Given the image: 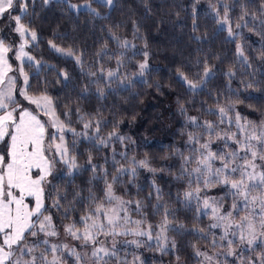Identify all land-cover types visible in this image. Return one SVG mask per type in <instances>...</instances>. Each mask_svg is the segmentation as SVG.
I'll use <instances>...</instances> for the list:
<instances>
[{"label":"snow or ice","instance_id":"1","mask_svg":"<svg viewBox=\"0 0 264 264\" xmlns=\"http://www.w3.org/2000/svg\"><path fill=\"white\" fill-rule=\"evenodd\" d=\"M42 5L47 7L53 0H41ZM61 5H66L69 10L81 9L91 13L93 17H100V13L96 8L92 7L95 3L98 7H106L111 11L115 7V0H89L84 5H74L71 0H57ZM34 4L35 0H0V20L5 18L7 14L8 27L20 37L18 47L15 44L5 42V38L0 36V264H64V258L60 254V246L51 244L48 239H40L41 236L51 237L58 236L59 232L56 225L53 223L51 208H56L60 211L61 207L68 202L74 204L78 202L82 196V190L77 189L71 193L72 200L69 201V192L67 187L70 186L77 173L84 166L78 164L80 153L79 146H84L87 152V168L86 171H91L92 180H97L102 175L105 180V196L109 204L113 200L117 201L118 206L105 208L104 201L101 200L95 209L89 210L80 217L77 221H73L64 226V232L75 240L82 241L78 246L69 248L68 245H63L68 249L69 254L75 257L76 264H112V258L116 257L115 243L113 248L109 249L104 246L105 241L97 239V233L105 236H116L121 233L116 229L121 227L119 220L128 221L126 209L124 208L125 201L113 195V183L117 182L120 176L129 174L135 177L137 174V161L133 157L130 161L132 164L131 171L126 169L120 160L116 159L117 153L115 148H112V163L120 165L116 168V175L112 177L113 183H108V171L103 165L94 163L93 152H101L117 142L125 144L130 138L120 134L119 122L111 123L104 115L102 109H97L94 113L80 115L81 109L77 108V122L82 125V131H76L71 125V116L73 109L71 101L66 102L65 111L62 115L65 120H61L56 114L53 106V101L47 95L46 90L41 91L38 87L37 92L40 95H29L32 91V84L29 74L25 68H31L34 57L25 52V46L28 44V37L33 41L37 40L38 34L33 27L31 16L34 13L29 12V4ZM198 3V0H197ZM255 5V0H235V4L230 7L228 4H223L220 7L223 10L224 20L217 23H227L230 19L229 13L236 6L240 9L239 19L245 21L243 24H237V28L248 27L247 18L251 15L252 20H257L260 25L264 26V0H259V7L250 12L249 6ZM216 8V5H211ZM18 9V12H17ZM220 12L217 10L216 15ZM179 16V13H177ZM198 12L195 4L192 12V25L190 41L203 45L210 38L207 34H198L199 25L197 23ZM107 18V17H103ZM162 23V21H161ZM119 27V26H117ZM134 35L139 32V25L133 22ZM112 42H115L118 48L127 50L129 42L120 37L111 28L108 29ZM250 31H255L251 28ZM3 29H0V33ZM229 37H233L235 33L232 28L228 29ZM264 37V33L261 34ZM49 45L57 53L62 55H73V50H64L58 47L52 40ZM134 47V46H133ZM147 48V44H145ZM201 49H197L199 53ZM12 55H9V54ZM237 57H243L240 63L251 68L252 63L249 62V57L244 54L241 45H236ZM137 53H133L136 55ZM144 60L139 63V72L137 75L143 77L149 69V52L145 50L143 53ZM100 69L98 71H89L88 75L94 77L89 83H96L97 98L103 100L108 93L99 85L106 82V86H110L117 77V72L105 69L102 60L108 56L107 42L96 53ZM125 55L124 51L116 54L115 58L117 66H122V59ZM12 56L19 62L16 68L18 75L13 73V65L10 63ZM219 59V57H217ZM260 62V67L264 68V45L259 49L256 58ZM27 61V62H26ZM76 62L83 66L84 61L81 56H76ZM37 64V74L40 71V62ZM195 72L189 74L185 71V66H180L177 69L176 81L181 87L185 88L186 93L190 95V99L180 102L178 98V111L181 116L185 117V130L188 132L187 144L191 145V154L182 157V175L180 178L189 179V190L183 194L184 207L191 206L193 200L197 203L196 223L200 217L208 215L207 211L200 210V201L203 199L204 209L211 208L213 223L206 229H200L194 224L192 229L186 228L184 223L176 222L174 212L170 211L167 204L160 205L157 203L153 207L156 212L163 207L162 222L158 225L160 232L155 234L157 250L163 255H168L172 251L178 252V246L175 239L169 242L167 233L172 232L180 235L182 232H203L199 239L207 242L208 236L213 237L210 247L223 248L227 247L228 251L224 253L225 259L232 257L229 264H264V114L258 122L247 121L241 123L243 118L238 112L235 117L237 131H232L231 113L236 111L234 105L240 101L237 98L235 101L231 99L234 93L225 96L222 93L209 89V85L217 75L218 69L212 65L207 57L203 60L199 55L190 62ZM64 80H68L67 73H62ZM229 82H231L236 73L229 67L224 73ZM23 78V84H20V78ZM124 81H128L125 86ZM131 81L127 76L121 80V87L125 90L131 86ZM142 83L146 81H141ZM157 90H160L161 85L156 84ZM245 88H256L255 82H249L244 85ZM88 87L77 97L78 100L87 98ZM205 96L207 99L201 100L199 110L208 116H216L218 113V122L214 120H201L198 116L188 115V104L193 108L197 106L196 98ZM23 97L29 104L35 105L36 110L42 112L48 117L47 121H42L35 110L30 111L23 105L20 100ZM247 99H256L248 97ZM209 105L207 108L205 105ZM252 107L251 105H249ZM87 115V120H85ZM225 118H228L229 127L225 130L222 125L225 123ZM111 123V131L104 134V130ZM49 128L55 131H49ZM72 131L73 140L71 144L66 142V131ZM205 136L207 140H205ZM243 136V138H241ZM213 137L223 141L224 148L229 151H214L211 148ZM231 140L236 148H233L228 141ZM196 145H199L197 148ZM243 152V155L239 153ZM125 161H127V153H119ZM219 161L218 164L215 162ZM260 161L261 163H257ZM108 163V157L105 154L104 164ZM195 164V167L191 165ZM59 165H64L67 168V176L72 178L68 185L64 186L65 190L61 191V186L53 183L59 178H63L65 173L58 169ZM142 167L147 166L146 160L139 161ZM155 171V169H150ZM196 175L197 186L194 191L191 190V178ZM51 177V179H49ZM203 180V186L222 185L225 189L226 196H231L232 211L227 209L221 213V202L225 197L219 199L202 198L200 196L201 187L200 181ZM153 188L156 193L157 201L162 199V193L158 186L153 183ZM88 199L95 197L89 190ZM151 196V193L149 194ZM180 194H177V200H180ZM51 200L49 205L47 202ZM127 203H131L128 201ZM137 210L143 208L141 201H136ZM74 210L72 207H65L62 214V219L67 220L69 213ZM124 211L125 215L121 216ZM244 211V215L240 212ZM48 213V214H46ZM238 220V222H237ZM107 221V225L105 224ZM137 225L141 221L133 222ZM174 225V226H172ZM110 226L111 231H106V227ZM135 231L133 234L137 236H147L148 240L153 239V231ZM83 229L82 231L80 229ZM213 229H222L223 234L212 231ZM127 235V232L123 233ZM29 237L33 239H29ZM217 238L222 242L217 244ZM130 243L140 247L143 241L133 240ZM50 245V247H49ZM151 247V244L148 245ZM79 247L83 252L76 251ZM194 255L203 257V260H198L197 264H213L214 261H219V254L209 255L201 251L193 245ZM51 256V259H49ZM107 258V259H106ZM139 259V257H135ZM181 257L176 255V262L179 264ZM116 264H128L127 261L120 262L117 258Z\"/></svg>","mask_w":264,"mask_h":264},{"label":"trees","instance_id":"2","mask_svg":"<svg viewBox=\"0 0 264 264\" xmlns=\"http://www.w3.org/2000/svg\"><path fill=\"white\" fill-rule=\"evenodd\" d=\"M194 4L198 12V34L203 35L206 33L210 38L203 45L194 43L189 39L192 35L191 25ZM213 4L216 5V8L211 7ZM223 4L232 7L235 0H198V3L197 0H115V7L111 11L106 7H98L93 3L100 13V17H93L87 11H69L66 5L59 4L57 0L47 7L42 5L41 0H35L34 4H29V12L34 13L31 16L32 24L38 34L36 51L32 52L30 50V53L36 61L40 62L38 74L37 68L33 66L27 69L32 84V91L29 94L40 95L41 93L37 92L38 87L41 91L46 90L47 95L53 101L56 114L62 121L66 119L62 115L67 111L65 104L71 101V108L73 109L71 125L74 128L82 127L77 122L75 111L77 108L81 109L80 115L94 113L99 108L102 109L103 115L111 123L119 122L120 134L130 139L126 140L125 144L117 142L99 153L93 152V162L107 168V181L113 183L112 177L116 175V168L120 165L114 166L112 163V148L114 147L116 150V159L120 160L129 172L132 168L130 161L133 157L135 158L137 161L136 176L132 177L127 173L120 176L119 180L113 183L112 192L126 202L131 201V203H128L130 207L136 208V201H141L143 208L141 210H136V208L135 213L138 211L150 224L162 220L163 207L160 208L158 213L153 207L159 203L160 205L167 204L169 210L174 212L176 222L184 223L186 228L192 229L194 224L200 229L207 228V215L201 216L199 222L196 223L197 203L195 200L191 202L190 207H184L183 194L189 190V179L183 177L177 179L182 175V157L180 153H184L185 156L191 154V145L187 144L186 120L184 116L180 115L177 102L180 98V102L183 103L190 99V95L176 81L178 67L185 66V71H188L191 75L196 69L192 67L190 62L197 55L202 60L207 57L210 63L215 65L218 71L209 85V89L213 90L214 95L216 92L225 96L234 93L231 97L233 101L237 98L243 101L235 103L236 111L231 113L232 131H237L235 121L237 112L245 118L241 120V123H245V120L258 122L264 114V68L259 66L260 62L256 59L259 49L264 45V37L261 35L264 33V26L259 24L258 19L252 20L250 15L247 18L248 27L237 28V24H243L245 21L239 19L241 13L239 7L236 6L229 13L230 19L227 27L225 29L220 28L217 23L218 16L216 12L219 10V16H224L220 7ZM258 7L259 0H255L254 7L250 5L249 10L252 12ZM177 13H179V16H177ZM134 21L140 29L135 35ZM229 27L233 31L237 30L233 38L227 37ZM109 28L123 39L136 41L143 52L145 50L149 52V69L141 80H132L131 86H128L126 90L121 87L123 77L119 82H116L118 80L116 79L110 86L101 83L99 86L103 87L105 92L108 93L101 100L96 95L98 85L89 83L93 77H90L88 73L81 72L73 60L65 58L50 49L49 41L52 40L62 48L72 49L73 52L82 55L83 60L94 61L95 64L98 63L97 59H99L96 53L107 42L108 56H105L102 62L105 61V64H109V57H115L118 53L117 45L111 40ZM251 28H254L255 31H250ZM238 30H240L239 34ZM145 44H147V48H145ZM237 44L241 45L244 54L249 57V62L252 63L251 68L239 62L243 60V57H237ZM198 48L201 49L199 53L197 52ZM135 49L136 46L125 50L122 63L124 71H134L136 65L143 60V54ZM133 53L137 54L133 55ZM112 59L116 60L115 58ZM229 67L236 73L231 82L224 75ZM91 68L92 66L87 67L89 70ZM62 73H67V81L64 80ZM127 77L129 78V76ZM141 81L146 82L142 83ZM249 82H255L257 87L245 88L244 85ZM124 83L125 86L128 85L126 81ZM156 84L161 85L160 90H157ZM86 86L88 87L87 98L78 100L77 97L84 91ZM248 97L256 99H247ZM205 99H207L205 96L197 97L195 108L188 104V115L198 116L201 120L218 122V113L216 116H208L199 110L200 101ZM168 106L175 109V113L172 111L171 120L168 122L169 127L171 124L172 129L170 128L169 131L162 130V132L156 134L158 131L155 129L156 126L153 127V125L159 122L157 114L161 112L162 115V112L164 109H168ZM208 106L205 105L206 108ZM85 120H87V115H85ZM142 120V124L138 125ZM111 123L104 130L105 135L111 131ZM221 127L225 130L229 127L228 118H225V123ZM152 129L153 131L148 133ZM153 134H155V137H151ZM144 137L148 138L147 141L144 140ZM205 140H207L206 136ZM213 142V150L229 151V149L224 148L223 143L218 146L217 138L213 137ZM196 147L198 148L199 145H196ZM233 148H236L235 144ZM78 151L80 153L78 164L87 168L85 147L79 146ZM121 152L127 153V161L119 155ZM105 154L108 157L106 165L104 164ZM239 154L243 155L244 153L240 152ZM141 160L147 161L146 167L139 165ZM215 163L218 164L217 161ZM257 163L261 162L257 161ZM191 167H195V164ZM84 168L76 174L70 186L67 187L69 201L72 200V192L77 189L82 190V196L78 202L74 204L65 202L60 211H57L56 208L50 210L53 223L57 228L62 223H71L73 219L78 221L89 208L95 209L101 200L106 201L103 176L101 175L99 179L92 180V183H89L93 174L91 171L84 170ZM150 169H155V171ZM57 176L58 179L53 183L60 185V190L64 191V186L68 185L69 180L72 178L68 177L67 174L62 179L59 178V175ZM153 183L161 190L162 199L159 201H157ZM200 185H203L202 179ZM196 186V175L193 174L191 190L194 191ZM212 186L217 190L221 185L212 184ZM90 189L95 197L91 200L88 199ZM220 192H223V190L217 191V193ZM150 193L151 196H149ZM178 193L181 197L180 200H177ZM226 201H228V198L223 200V202ZM47 203L51 205L52 201L49 200ZM65 207L74 208L69 213L67 220L62 219ZM167 234L169 242L172 239L176 240L178 252L172 251L168 255H163L157 250V245L152 244L151 254L141 264H172L176 260L177 254L181 257L179 264H197L198 258L194 255L193 245L203 252L212 253L218 249L209 246L213 239L211 235L208 236L207 242L199 239L200 235H204L203 232L193 233L189 231L182 232L180 235L169 232ZM217 244H219V240Z\"/></svg>","mask_w":264,"mask_h":264},{"label":"rangeland","instance_id":"3","mask_svg":"<svg viewBox=\"0 0 264 264\" xmlns=\"http://www.w3.org/2000/svg\"><path fill=\"white\" fill-rule=\"evenodd\" d=\"M53 1H56V0H53ZM88 2H89V0H82V1L71 0L72 4L78 5V6L84 5ZM92 7L95 8V6L93 4H92ZM69 11L77 12L76 10H69ZM80 11H85V10L81 9ZM17 12H18V9H17ZM218 20L223 21L224 16L223 17L218 16ZM7 25H8V18H7V14H5V18L0 20V29H3V32L0 33V36L5 38L6 43L15 44V46L18 47L20 42H21L20 37L15 32H13ZM218 25L220 28L225 29L228 25V22L227 23H219ZM233 32L236 34L237 30H234ZM239 33H240V30H238V34ZM227 37L233 38V37H229V33H227ZM27 39H28V44L25 46L24 50H25V52H27L29 55H31L33 57V55L30 53V50L32 52L36 51V40L33 41L30 36ZM128 42H129L128 48L136 46L135 50L143 53V50H141V47L139 45H137L136 41H128ZM49 47H50V45H49ZM58 47H60V45ZM60 48H62V47H60ZM50 49H52V48L50 47ZM62 49L68 50V48H62ZM52 50L55 53H57L54 49H52ZM117 51H118V53L121 51L125 52V50L120 49V48H117ZM57 54L65 57V58H69V59L73 60L81 72L89 73V71H98L100 69V66H101L100 63L95 64L94 61H85V60H83L84 66H81L80 64H78L76 62V56H80V54H77L75 52H73L72 56L62 55L60 53H57ZM9 55H12V54L10 53ZM123 60H124V58L122 59V63H123ZM143 60H144V58H143ZM35 61H36V59L34 58V61L32 62V66L34 68H37V64L35 63ZM97 61H98V59H97ZM109 61H110L109 64L108 63L105 64V61L102 62L104 65V69H105V76H106L107 70H109V69L117 72L116 79H118V80L116 82H119L121 80V78L122 77L124 78L126 75L129 76V79L131 81L132 80H141L143 78V77H140L139 75H137V73L139 72V67L137 65H139V63L142 61H140L136 65V68L134 69V71L132 70V72L131 71H124V68L122 66L118 67L117 62L114 59L109 58ZM10 63L13 65V71L10 72L9 75H12L13 73L18 75V72H16V68L19 66V62L15 60L14 56H12ZM88 66H92L91 70L87 69ZM27 69L28 68H25V71L28 73ZM94 79L95 78L93 77L92 80H94ZM126 83H128V81H126ZM20 84L21 85L23 84V78L22 77L20 78ZM20 100L23 103V105L25 107H27L30 111L35 110L36 114L38 115V117L42 121L48 120L47 116L43 115L42 112H39L38 110H36L35 105L29 104L26 100L23 99V97H20ZM170 107L171 106H168V109L167 108L164 109V111L162 112L163 113L162 115H161V112H159L157 114V118H158L159 122L153 125V127L156 126L155 129L158 131L156 134H158L159 132H162V130L169 131L170 128L172 129L171 124L169 127L168 122L171 120L170 116H171L172 111H173V113H175V109H172ZM142 122H143V120L140 123H138V125L142 124ZM72 128L75 129L76 131H82V127H76V128L72 127ZM49 131H55V129L49 128ZM152 131H153V129L148 131V133L152 132ZM145 132H146V130H145ZM151 137H155V134H153ZM158 138H160V137H158ZM147 139H148L147 137H144V140L147 141ZM72 140H73L72 131H70V130L66 131V142L68 144H71ZM217 143H218V146H221V143H223V141L217 139ZM228 143L231 144L232 147H234V144L231 140H229ZM212 145H214L213 141L211 144V148H212ZM0 147H2V145H0ZM212 150H213V148H212ZM218 150H221V149H216V151H218ZM217 163H219V161H217ZM58 169L62 170L65 174L67 173V168L64 165H59ZM57 175H59V174L57 173ZM49 179H51V177H49ZM200 187H201L200 196L202 198H209L210 202H211V198L219 199L220 197H225L224 200H227V198H228V201H226V202L222 201L221 202V208H220L221 213H223L225 209H227L228 211H232V207H231L232 203H233L232 197L226 196L225 189L222 185L217 190H215L216 188L212 185H209L208 187H204L203 185L202 186L200 185ZM220 190H223V192L217 193V191H220ZM115 197H118V196H115ZM120 199L125 201L122 198H120ZM105 200H106V201H104L105 208H112V207L118 206V203L115 200H113L111 204L108 203L106 196H105ZM132 207L133 206L130 207V205L127 202L124 204V208L126 209V214H127L129 222H125V220H123V219L118 221L121 224V227L116 229V231L121 233L120 235H116L113 237L111 235L105 236L103 234L97 233V239L100 241H105V244H104L105 247L112 249L113 243H115L116 257L112 258V264H116L117 258L119 259L120 262L127 261L128 264H141L142 261L148 255L151 254L150 251L152 248L149 247L148 245L151 244V246H152V244H156L155 234L160 232V228L158 227V225L162 222V220H160L159 222H154L153 224H150L144 219V217L142 215L139 214L138 211H137V213H135L136 208L133 207L134 208L133 209ZM200 210L202 212H204V211L208 212V215H207L208 220L206 222L207 227H208L214 221H213V217H212V213H211V208L204 209L203 199H201V201H200ZM132 211H134V212H132ZM244 214H245L244 211L240 212V215H244ZM123 215H125L124 211L121 212V216H123ZM138 220L141 221V223L139 225L133 223V222L138 221ZM237 222H238V220H237ZM105 224L107 225V221H105ZM65 225H67V224L62 223V225L57 228V230L59 232L58 236H51V237L41 236L40 239H48L50 241V245L56 244V245L60 246V254L64 258V264H76L75 257L72 256L71 254H69L68 249H65L63 247V245L66 244V245H68L69 248H72L74 246H78L79 244H81L82 241L75 240L71 236L67 235L64 232V226ZM150 226H152L151 230L153 231V239L151 241L148 240L147 236H137V235L133 234L135 231H138V230L148 232L150 230ZM80 230L82 231L83 229L81 228ZM106 231H111L110 226L106 227ZM212 231L223 234L222 229H213ZM125 232H127V235L123 234ZM29 239L31 240L33 238L29 237ZM133 240L143 241L144 243H142L140 247H137L136 244L130 243ZM218 240L219 239H217V241ZM221 243L222 242L219 240V244H221ZM50 245H49V247H50ZM76 251L82 253L83 249L77 247ZM227 251H228L227 247H223V248L218 247L216 252H212V253H210L208 251H204V252H206L209 255L219 254L218 264H229L232 257H228L227 260L225 259L224 253H226ZM135 257H139V259L137 260V259H135ZM197 258H198V260H203V257H197ZM49 259H51V256H49ZM172 264H177L176 260ZM205 264H206V262H205ZM213 264H217V262L214 261Z\"/></svg>","mask_w":264,"mask_h":264}]
</instances>
